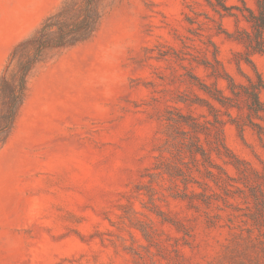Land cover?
<instances>
[{
  "label": "rangeland",
  "instance_id": "1",
  "mask_svg": "<svg viewBox=\"0 0 264 264\" xmlns=\"http://www.w3.org/2000/svg\"><path fill=\"white\" fill-rule=\"evenodd\" d=\"M62 1L0 0V72ZM104 5L31 77L47 69L27 155L0 161V264H264V120L221 76H254L244 46L207 0Z\"/></svg>",
  "mask_w": 264,
  "mask_h": 264
},
{
  "label": "trees",
  "instance_id": "2",
  "mask_svg": "<svg viewBox=\"0 0 264 264\" xmlns=\"http://www.w3.org/2000/svg\"><path fill=\"white\" fill-rule=\"evenodd\" d=\"M241 1L242 7L228 6L225 0H207L220 19L217 22V33H226L244 46L245 51L240 55V60L248 64L254 73V76H246V84H237L235 79L226 73L221 76L227 80V87L234 96L245 98V106L250 116L264 120V104L260 99V93L264 90V79L253 60L255 54L264 55V0H255V8L247 6L245 0ZM104 14V0H63L42 20L33 33L13 46L0 72V148L14 128L36 68L62 51L90 39L98 30ZM227 17L234 18L237 25L244 22L246 27L228 33L221 23ZM206 18L213 20L208 15ZM215 62H219L217 56ZM205 66L216 70L211 62ZM202 88L221 105L226 106L232 99L219 95V90L217 93L207 86ZM262 134L264 131H260V136Z\"/></svg>",
  "mask_w": 264,
  "mask_h": 264
},
{
  "label": "crops",
  "instance_id": "3",
  "mask_svg": "<svg viewBox=\"0 0 264 264\" xmlns=\"http://www.w3.org/2000/svg\"><path fill=\"white\" fill-rule=\"evenodd\" d=\"M46 73L47 69H44L43 71H40L36 77L30 80L28 94L22 108L20 109L14 128L6 143L0 148V161L8 155L13 156L15 153L21 151H24L27 155L30 145V142L27 139L28 126H26L30 122L31 114L29 109L35 101L42 102L44 99V88L40 87L37 89V84L43 82Z\"/></svg>",
  "mask_w": 264,
  "mask_h": 264
}]
</instances>
